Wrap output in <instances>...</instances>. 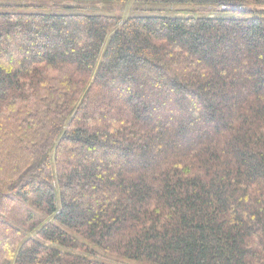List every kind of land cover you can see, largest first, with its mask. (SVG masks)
Masks as SVG:
<instances>
[{
  "label": "trees",
  "instance_id": "trees-1",
  "mask_svg": "<svg viewBox=\"0 0 264 264\" xmlns=\"http://www.w3.org/2000/svg\"><path fill=\"white\" fill-rule=\"evenodd\" d=\"M2 1L0 264H264V0Z\"/></svg>",
  "mask_w": 264,
  "mask_h": 264
},
{
  "label": "rangeland",
  "instance_id": "rangeland-1",
  "mask_svg": "<svg viewBox=\"0 0 264 264\" xmlns=\"http://www.w3.org/2000/svg\"><path fill=\"white\" fill-rule=\"evenodd\" d=\"M13 1V0H11ZM3 1L0 0V3ZM5 2V1H4ZM89 13H102L106 15L120 16L127 18L128 16L155 14V15H170V16H228L221 10L213 11L212 6L208 5H193V4H174L163 2H141L138 0L127 1H101L87 2ZM256 9H263V6H255ZM100 260H105L112 264H152L143 261L131 260L119 255L102 254L97 256Z\"/></svg>",
  "mask_w": 264,
  "mask_h": 264
}]
</instances>
